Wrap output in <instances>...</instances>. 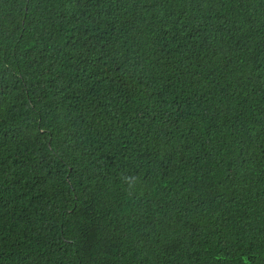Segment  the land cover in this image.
<instances>
[{
	"label": "trees",
	"instance_id": "trees-1",
	"mask_svg": "<svg viewBox=\"0 0 264 264\" xmlns=\"http://www.w3.org/2000/svg\"><path fill=\"white\" fill-rule=\"evenodd\" d=\"M0 264H264V0H0Z\"/></svg>",
	"mask_w": 264,
	"mask_h": 264
}]
</instances>
